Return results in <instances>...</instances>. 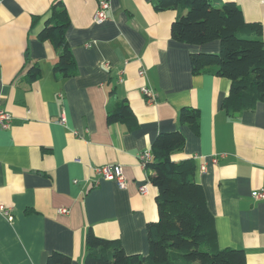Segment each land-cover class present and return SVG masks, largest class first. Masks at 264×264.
I'll list each match as a JSON object with an SVG mask.
<instances>
[{"label": "crops", "instance_id": "0c3cea01", "mask_svg": "<svg viewBox=\"0 0 264 264\" xmlns=\"http://www.w3.org/2000/svg\"><path fill=\"white\" fill-rule=\"evenodd\" d=\"M107 1L106 20L96 23L98 0H0V108L12 117L9 129H0V207L10 213L0 212V264H45L54 251L83 264L88 230L118 240L126 255H146L157 191L149 181L154 172L137 159L158 133L173 131L185 145L171 159L193 160L217 246L264 264V201L250 194L264 187V102L226 114L220 105L228 80L190 69L189 55L217 53L218 42L174 41L177 12L156 11L152 0ZM215 1L235 3L246 22L261 25L264 41V0ZM56 3L66 10L64 36L75 63L67 79L54 73L58 53L36 37ZM34 67L39 74L31 79ZM142 86L154 103L141 96ZM121 101L134 128L107 123ZM182 107L199 110L198 134L179 124ZM107 164L122 166L124 188L94 175Z\"/></svg>", "mask_w": 264, "mask_h": 264}, {"label": "trees", "instance_id": "16d2710c", "mask_svg": "<svg viewBox=\"0 0 264 264\" xmlns=\"http://www.w3.org/2000/svg\"><path fill=\"white\" fill-rule=\"evenodd\" d=\"M156 11L175 10L171 38L179 43L200 46L219 43L217 53L190 56L193 75L204 73L229 82L221 108L228 115L252 111L264 102V41L259 23L246 22L235 3L215 0H152ZM62 3L53 5L37 39L48 42L58 53L54 73L59 79L74 76L75 63L65 38L69 23ZM38 69H32L31 79ZM200 112L192 107L178 111V122L198 134ZM124 121L136 125L126 101L113 104L107 123ZM185 138L180 131L158 133L151 144L147 169L156 188L157 220L146 223L148 253L126 255L118 240L85 236L83 264H248L241 249H221L218 245L213 215L207 209L202 187L194 180V163L188 158L178 162L172 155L182 151ZM70 257L51 252L45 264H71Z\"/></svg>", "mask_w": 264, "mask_h": 264}, {"label": "built area", "instance_id": "2783aa9c", "mask_svg": "<svg viewBox=\"0 0 264 264\" xmlns=\"http://www.w3.org/2000/svg\"><path fill=\"white\" fill-rule=\"evenodd\" d=\"M109 3L107 0H98V8H96V13L94 14L93 22L96 23H102L106 20V11L109 9ZM138 76L144 77V71L138 70ZM141 96L144 97L146 103L152 104L155 101V94L153 91L147 87L142 86L140 88ZM12 117L8 114V112L4 111L0 108V129L1 130H7L9 129V126L11 124ZM60 122H64V119L61 118ZM152 158L151 151H144L140 153L138 156V162L139 166L146 170L147 164L151 161ZM215 162V159H214ZM205 168L201 167L200 171H203ZM94 175L99 176V178L106 180V181H113L117 187L124 188V185H126V180L123 173V168L121 165L118 164H107L102 166H97L93 168ZM138 191L141 195L147 194V186L140 185L138 187ZM251 194V197L256 201H264V187L261 189L254 191ZM0 212L4 215V217H7V219H10V213L8 210L4 209L3 207H0ZM67 211L65 209L60 210V213H66Z\"/></svg>", "mask_w": 264, "mask_h": 264}]
</instances>
